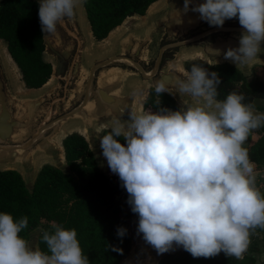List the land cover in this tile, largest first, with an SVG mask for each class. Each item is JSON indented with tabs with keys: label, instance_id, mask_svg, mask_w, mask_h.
<instances>
[{
	"label": "clouds",
	"instance_id": "clouds-1",
	"mask_svg": "<svg viewBox=\"0 0 264 264\" xmlns=\"http://www.w3.org/2000/svg\"><path fill=\"white\" fill-rule=\"evenodd\" d=\"M84 2L39 0L42 32L55 35L57 25L73 20ZM190 4L184 0L185 13ZM191 11L210 26L222 27L226 20L238 18L246 31L240 46L224 53L237 68L262 51L264 0H206ZM174 12L177 18L179 13ZM209 52L220 55L219 50ZM168 78L155 82L157 96L174 89L193 103L176 111L130 112L126 121L115 120L100 138L102 155L139 217L137 234H143L157 254L176 245L193 258H214L223 252L243 259L251 236L264 230V194L256 185V165L244 147L249 135L264 127V113L244 103L243 94L230 92L217 99L219 74L202 66L194 64L186 79ZM27 226V216L14 220L11 214L0 213V264H89L75 229L52 221L53 231H42L45 252L21 237ZM126 232L120 227L117 236L123 238Z\"/></svg>",
	"mask_w": 264,
	"mask_h": 264
},
{
	"label": "water",
	"instance_id": "water-1",
	"mask_svg": "<svg viewBox=\"0 0 264 264\" xmlns=\"http://www.w3.org/2000/svg\"><path fill=\"white\" fill-rule=\"evenodd\" d=\"M205 2L191 0L185 13L184 0H158L144 16L127 18L103 40L107 44L102 47L96 45L100 42L83 4L73 20L57 25L55 35L43 33L52 76L41 88H27V92L22 91L8 62L12 57L7 45L0 39V172L18 171L33 190L44 162L69 172L63 141L71 129L80 130L90 146L99 145L102 127L111 128L117 119L126 121L130 112L144 111L147 85L155 89L160 79H186L188 71L177 66L181 57L195 56L210 65L233 64L224 59V53L240 46L246 30L238 18L226 20L222 27L200 20L191 8ZM209 48L220 55L211 54ZM261 48L253 61L238 67L249 80L253 67L264 65V43ZM171 91L166 94L177 103H193ZM131 238V259L126 264H160L184 250L174 245L173 250L157 254L152 246H143L132 234ZM30 244L37 247L35 242Z\"/></svg>",
	"mask_w": 264,
	"mask_h": 264
},
{
	"label": "trees",
	"instance_id": "trees-1",
	"mask_svg": "<svg viewBox=\"0 0 264 264\" xmlns=\"http://www.w3.org/2000/svg\"><path fill=\"white\" fill-rule=\"evenodd\" d=\"M157 1L85 0L84 6L93 35L101 42L127 18L144 16ZM38 10L39 2L36 0H0V39L6 43L29 89L44 86L53 71L52 65L44 58L45 46ZM194 64L206 68L209 73L219 74L221 83L217 89V99L223 100L230 92H236L245 96L246 104L255 106L256 101L264 100V65H255L252 69L253 79L249 80L231 63L210 65L202 59H195L187 61L184 67L190 72ZM159 108L175 111L178 110V104L166 93L157 96L152 88L145 101L144 111L155 113ZM255 108L264 110V107ZM109 131L105 130L103 135ZM259 133V138L248 150L250 160L256 167L263 169L264 127L259 128ZM119 142L126 146L122 138ZM63 145L69 172L45 165L39 172L33 190L26 186L18 171L0 172V213L11 214L14 220L27 216L28 226L20 235L28 241L37 228L51 232V222L55 221L66 230H76L89 264H122L132 250L129 224L132 215L124 211L117 198L127 194V191L121 186L120 179L100 170L84 136L74 133L63 141ZM120 227L127 230L123 238L117 236ZM258 234L264 235V230L257 229L251 241ZM38 245L41 251L47 252L42 233ZM114 248L122 251H114ZM249 262L256 264V257H250ZM236 263V258L228 257L223 252L214 258H193L183 250L169 255L160 264Z\"/></svg>",
	"mask_w": 264,
	"mask_h": 264
},
{
	"label": "rangeland",
	"instance_id": "rangeland-1",
	"mask_svg": "<svg viewBox=\"0 0 264 264\" xmlns=\"http://www.w3.org/2000/svg\"><path fill=\"white\" fill-rule=\"evenodd\" d=\"M105 44H107L106 41L97 43V46H104ZM198 57V56H197ZM44 58L46 59V55H44ZM196 59L195 56H183L181 57V59L177 62V66L181 69L184 70V65L187 61ZM16 66V65H15ZM18 73H17V78L20 80V85H21V89L23 92H27V87L25 86L24 82L22 81V76L21 73L19 71V69H17ZM152 85H147V90H146V96L149 95L150 89H152ZM177 103V102H176ZM178 104V110L183 107L182 103H177ZM256 107H264V101L258 100L256 101ZM257 112L260 113H264V110H259L257 108H255ZM172 110V109H170ZM176 111V110H175ZM143 112V111H141ZM140 112V113H141ZM111 129L110 127L104 126L102 127L99 131H98V136L101 138L103 135V132L105 130ZM74 133H81L80 130L78 129H71L70 132L68 133V135L74 134ZM260 133H259V129L254 130L248 137V140L245 142L244 147H251L256 140L259 138ZM90 149L92 150L95 159L97 161L98 167L100 168V170H102L106 175L108 176H113L116 177L117 179H119L118 175L113 174L110 170V168L107 165V160L106 158L103 157L102 155V149L100 147V144L97 146H90ZM67 163V161H66ZM53 163L51 162H44L41 165V168H43L45 165H52ZM40 168V169H41ZM255 171L258 173L257 175V180H256V185L259 188L260 191H263L262 193H264V168L263 169H259L258 167H256ZM118 202L120 203V205L122 206V208L124 209V211H127L129 213H131V218L129 219V224H130V231L131 234L133 236V238L139 240L143 246H147L148 244L143 240V234H137V229H138V221H139V217L137 214H134L131 211V206L127 203L128 200V193L122 196H119L117 198ZM43 228H37L36 230H34L31 233V237L29 240V243H33L35 242L36 246L39 247L38 245V240H39V236L42 233ZM53 231V229H52ZM255 256L257 259V263L256 264H263L264 263V235L263 234H258L255 236V238L253 239V241H251V244L249 246L248 251L244 254L243 259H236L237 263L240 264L241 262L245 263V264H250L249 262V258ZM131 259V253L130 255L123 260L122 264H126L129 260ZM236 263V264H237Z\"/></svg>",
	"mask_w": 264,
	"mask_h": 264
},
{
	"label": "bare ground",
	"instance_id": "bare-ground-1",
	"mask_svg": "<svg viewBox=\"0 0 264 264\" xmlns=\"http://www.w3.org/2000/svg\"><path fill=\"white\" fill-rule=\"evenodd\" d=\"M156 4H153L151 7H153V6H155ZM107 42V41H106ZM2 43V42H1ZM196 56H198V57H201L200 55H196ZM8 62H9V65H10V67L16 72V74L18 73V71H17V68H16V66H15V63L12 61V59H10L9 57H8ZM19 69V68H18Z\"/></svg>",
	"mask_w": 264,
	"mask_h": 264
},
{
	"label": "crops",
	"instance_id": "crops-1",
	"mask_svg": "<svg viewBox=\"0 0 264 264\" xmlns=\"http://www.w3.org/2000/svg\"><path fill=\"white\" fill-rule=\"evenodd\" d=\"M261 101H264V100H261ZM257 263V262H256Z\"/></svg>",
	"mask_w": 264,
	"mask_h": 264
}]
</instances>
